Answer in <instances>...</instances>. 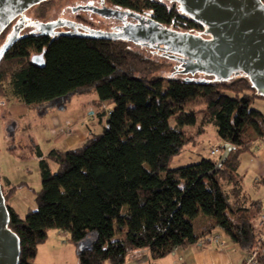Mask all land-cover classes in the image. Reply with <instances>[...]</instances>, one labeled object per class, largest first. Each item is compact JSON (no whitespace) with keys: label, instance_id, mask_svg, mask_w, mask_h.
<instances>
[{"label":"trees","instance_id":"16d2710c","mask_svg":"<svg viewBox=\"0 0 264 264\" xmlns=\"http://www.w3.org/2000/svg\"><path fill=\"white\" fill-rule=\"evenodd\" d=\"M49 1L35 5L41 7L38 19L45 18ZM104 1L161 26L204 35L201 22L170 0ZM9 30L0 34V47ZM21 33L0 57V101L17 99L34 108L95 91L113 109L103 132L78 147L53 149L44 156L39 145L29 144L42 177V188L34 192L35 209L21 216L10 199L24 184L9 189L2 184L9 229L20 241L18 264H33L38 246L53 229L69 234L79 264H125L139 249L158 260L178 248L209 245L216 230L245 252L255 247L263 203L251 199L237 169L240 155L264 139V113L252 107L264 96L248 77L219 81L204 74L186 76L176 71L181 62L155 48L154 53L173 62L145 56L124 40ZM40 53L43 67L31 62ZM167 67L173 68L168 75L162 71ZM198 97L205 106L187 110ZM209 126L216 128L219 141L233 145L223 166L214 172L219 157L211 156L171 167L173 157ZM51 162L57 167L54 172ZM83 241L90 246L79 250ZM259 264H264V243Z\"/></svg>","mask_w":264,"mask_h":264},{"label":"water","instance_id":"95a60500","mask_svg":"<svg viewBox=\"0 0 264 264\" xmlns=\"http://www.w3.org/2000/svg\"><path fill=\"white\" fill-rule=\"evenodd\" d=\"M46 0H0V34L18 17L24 20L25 13ZM180 5L181 11L201 22L204 35L177 31L141 17V23H128L121 30L103 31L87 29L79 34L92 38L124 40L133 44L153 46L164 51L163 55L181 62L176 71L186 76L204 74L219 81H227L240 74L249 78L257 92L264 96V2L263 0H170ZM105 18L117 19L139 16L107 6H86ZM39 33L49 36L70 34L53 32L67 27L75 30L76 23L57 20L40 25ZM20 31L7 39L0 50V57L11 47ZM31 62L44 66L42 53L34 54ZM189 79V78H188ZM108 122V120H107ZM233 145L225 143L215 165L217 172L228 159ZM89 241H83L78 249H87ZM21 255L20 241L9 229V213L5 203L0 178V264H18Z\"/></svg>","mask_w":264,"mask_h":264},{"label":"crops","instance_id":"0c3cea01","mask_svg":"<svg viewBox=\"0 0 264 264\" xmlns=\"http://www.w3.org/2000/svg\"><path fill=\"white\" fill-rule=\"evenodd\" d=\"M88 95V94H85ZM82 96V95H78ZM90 106H87V109H90ZM253 108L262 111L264 113V99H256L254 101ZM0 114H2L3 121L6 126V131L9 146L18 145L23 149L27 142H37L35 139H23L22 137H17L19 130L24 127V130H28V127L23 126V120L26 119V115L29 113L30 108H28L23 102L14 99L13 102L7 103L3 100L0 101ZM113 109V108H112ZM107 119L104 121L102 131H93L90 126L85 125L83 122L81 125L74 124L71 129L67 130V133H62L56 137L55 144L52 145L51 149L42 150L44 156H47L50 151L53 149H58L57 145H63L64 149L58 150H68L83 144L91 135L102 133L105 129ZM58 125L59 122H56ZM25 125V124H24ZM102 125V120H101ZM210 127V126H209ZM206 133L196 138V141L190 145H195L202 140ZM214 127V126H213ZM192 133H195V128H189ZM216 131V128H214ZM69 131V132H68ZM215 137V138H214ZM214 144L211 147V150L214 147H220L224 143L219 141L216 136H213ZM212 140V139H211ZM38 145V144H37ZM40 147V146H39ZM8 150H14L12 147H7ZM21 156L25 157L24 154ZM37 158L38 167L37 173L39 174V179L33 180L31 177L18 176L12 178L8 171H3V174L0 173L1 183L6 189L11 188L19 184H24L22 187H28L30 189L42 188V177L41 170L39 166V158ZM51 168H53L54 163H50ZM237 173L243 180V184L248 194L252 200L261 201L264 208V139L259 140L255 143L252 152L242 153L240 155V163L237 169ZM22 187H19L22 189ZM25 207L18 206L20 201L18 200L16 194L13 195L10 199V204L14 209L22 216L23 210H28V208H36V201L30 199L27 202H23ZM18 206V207H17ZM26 210V211H27ZM24 211V214L26 213ZM213 241L207 246L200 245H190L188 247L178 248L173 253L158 259L153 260L150 256V253L147 249H139L131 252L127 258L125 264H240L243 257L245 256V251H243L239 246H237L225 233L221 230H216ZM33 264H79L77 248L69 240V234L65 231L60 230H50L48 232L47 239L42 242L37 249V254L33 259Z\"/></svg>","mask_w":264,"mask_h":264},{"label":"rangeland","instance_id":"374dc122","mask_svg":"<svg viewBox=\"0 0 264 264\" xmlns=\"http://www.w3.org/2000/svg\"><path fill=\"white\" fill-rule=\"evenodd\" d=\"M82 1L89 3L92 2L98 5L101 0H50L49 3H45L44 5L47 6L46 16L40 21H52L59 17L72 19L74 14L72 13L71 8L73 6H77ZM40 8L41 7L39 6H34L33 8L29 9L25 13L26 18L29 20L38 19L37 15ZM83 16L89 22H91V25H93L94 28L99 30L110 31L111 28L117 24L114 19L103 20L101 17L92 13H83ZM30 31L32 30L29 27L24 29L21 34L28 33ZM1 48L2 44L0 49ZM132 48L144 54L145 56L153 57L154 59L161 61H168L169 63L173 62L172 60L167 59L165 56L154 53V49L152 47L134 44L132 45ZM172 70V67H167L162 71L164 74L168 75ZM253 105L254 102L252 103V107ZM87 106H90L91 108L87 109ZM204 106V100L201 97H198L193 102H190L186 109L198 110ZM112 108L113 103L110 101H100L99 96L95 91L89 93L88 95L82 96H64L56 100L38 105L34 108H30L29 113L26 115L27 120H23V126H26V128L28 127V130H24V127H22V129L19 130L17 137L26 139V142L30 138L35 139L42 150L51 149L53 147L52 145L55 144L56 137L62 133H67V130L71 129L74 124L81 125L83 122H85V125L87 124V126H90L93 131H102L104 121L107 119V116L110 114ZM103 112H105V116L102 115ZM57 121L60 125L56 123ZM5 123L3 121L2 114H0V173L3 174V171L9 170L8 173H10V176L13 179L22 175L26 177L29 176L33 180L39 179V174L37 173V158L30 153L31 148L29 147V144H31V142H27L22 150L18 148L14 150H8L7 147L11 146H9V136L7 135ZM171 124H175L174 119L171 120ZM214 128L215 127L210 126L208 133L202 138L200 142L195 145H188L181 153L173 157L170 162V166L182 167L192 163H197L205 157H219L220 154H211V147L214 144L213 141L215 138H213V136H216V131H214ZM63 147V145H57L58 149H64ZM22 154H24L25 157L21 156ZM53 168L56 169L57 167L53 165ZM39 190L40 188L30 189L28 187H22L20 190L17 189L15 194L20 201V204L18 205L20 207L19 209H21V207H25L23 202L34 199V192ZM26 210H23L22 216H24V211ZM202 218L203 217L200 216L195 220V228L197 231L199 230V223L201 222Z\"/></svg>","mask_w":264,"mask_h":264},{"label":"flooded vegetation","instance_id":"af4514ba","mask_svg":"<svg viewBox=\"0 0 264 264\" xmlns=\"http://www.w3.org/2000/svg\"><path fill=\"white\" fill-rule=\"evenodd\" d=\"M89 5H93V6H96V7L107 6V7H110V8H114V9H118V10H121V11H125L123 9L116 8V7L108 5L104 0H101L98 5H96V4L92 3V2L89 3V2H86V1H82L77 6H73L71 8L72 13L74 14V17L72 19L59 17L56 20H52V21H40V19L29 20V19L26 18V15L24 17V20H21V18L18 17L9 26L10 32L8 34V38L11 37L15 33L16 30H19L20 33H21L24 29L29 28V27L31 28L32 31L39 32L41 24L54 22V21H57L59 19H61V20H65L66 19V20L73 21V22L76 23V25H77L76 27L77 28L75 30H73V29H69L67 27H59V28L53 29L52 30L53 32H67V31H70V33H80V32L82 33V32L88 31L89 29H96V28L93 27V25H91V22H89L83 16V13L95 14V15L101 17L103 20L114 19L117 22V24L114 25L111 28L110 31L121 30V27H123L125 24H128V23H132V24L141 23L140 19H142L141 18L142 16L140 17V15L139 16H135V17L126 16V17L121 18V19H117L115 17L114 18L113 17L105 18V17H102L101 15L97 14L96 12L90 11L88 9H84L86 6H89ZM83 26L86 27L88 30H84ZM103 31H107V30H103ZM150 47L154 48L153 46H150ZM159 51L162 52V54H164V51H162V50H159Z\"/></svg>","mask_w":264,"mask_h":264},{"label":"built area","instance_id":"2783aa9c","mask_svg":"<svg viewBox=\"0 0 264 264\" xmlns=\"http://www.w3.org/2000/svg\"><path fill=\"white\" fill-rule=\"evenodd\" d=\"M219 153L220 149L217 146L211 150L212 155H217ZM255 227L257 230L255 247L245 253V256L240 264H259V252L262 244L264 243V210L258 217Z\"/></svg>","mask_w":264,"mask_h":264}]
</instances>
